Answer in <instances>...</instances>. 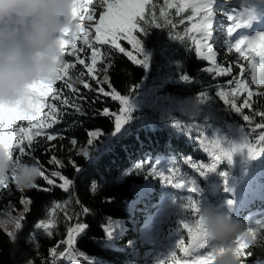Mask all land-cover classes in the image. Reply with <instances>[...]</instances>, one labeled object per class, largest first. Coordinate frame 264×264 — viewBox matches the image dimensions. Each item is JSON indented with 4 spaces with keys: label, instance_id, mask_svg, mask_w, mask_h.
<instances>
[{
    "label": "trees",
    "instance_id": "obj_1",
    "mask_svg": "<svg viewBox=\"0 0 264 264\" xmlns=\"http://www.w3.org/2000/svg\"><path fill=\"white\" fill-rule=\"evenodd\" d=\"M98 1L92 0L91 7L96 8ZM229 1L225 3L235 0ZM151 2L156 5V22L161 27L153 26L140 35L144 63L134 64L125 55L113 52L112 66L102 71L106 63L103 57L110 45L94 43L93 47L99 49L94 68L96 79H90L78 61L76 69L72 70L73 74L84 71L85 79L94 89L97 88V80L107 77L109 83L102 85L105 91L115 88L136 105H123L111 96L100 95L97 99L95 91L86 90L79 83L75 86L88 98V102L81 105L85 114H76L57 103L62 113L72 114L64 115L61 123L45 131H60L64 138L47 141L43 135L35 137L32 148L28 150L31 155L26 154L23 158H35L46 170V175L60 171L73 183L65 191L48 185L41 177L37 187L29 190L21 191L11 181L8 183L10 190L0 189L3 192L0 195V213L16 208L23 213L26 207L28 209L22 231L15 239L0 228V264H27L28 261L33 264H151L138 255L133 244L138 230L134 223L141 226L157 216L161 217L163 264H173V251L177 264H180L184 255L179 241L183 239L185 246L191 243L181 221L196 218L184 207L189 197L204 205L230 206L235 216L249 219V228L253 229L254 236L264 237V224L256 223L257 220L264 221V154L253 159L245 147L234 152L231 159L223 157L215 171L205 175L195 172L184 162L186 156H191L196 162H213L210 152L204 151L196 140L198 131L210 139H219L228 147H239L242 144L259 146L258 134L264 129L253 130L252 125H247L244 134L242 129L246 122L219 98L218 91L230 93L235 85H228L232 76H216L205 71L214 66L210 61L200 59L193 43L199 36L187 31L196 22V17L192 21L187 19L192 16V10L189 8L177 15L176 8L167 7L164 0ZM173 2L179 3L180 0ZM161 8L165 9V16L160 15ZM145 16L151 19L148 9ZM181 19L183 24L179 23ZM166 20L176 24V28L171 29ZM140 23L148 27L144 21ZM169 31L182 39H175ZM219 41L228 43L231 40L224 34ZM121 44L132 50L127 41L122 40ZM80 48L83 49L79 52L80 57L91 65V49L78 44ZM226 49L227 55L216 59L218 65L226 67L241 62L250 67L248 61L238 60L236 52ZM237 74L238 68H233V75ZM61 84L58 81L57 87ZM66 92L70 98L75 96L70 90ZM253 92L258 94L252 97L254 106L264 107V95H259L264 93V85H259V89ZM246 96L245 92H241L237 104L242 103ZM184 100L195 104L196 115L187 118L179 109L170 106V102ZM123 108L126 109V123L117 131L115 115L123 118ZM104 109L109 115L103 114ZM250 111L245 109V114ZM255 119L258 122L260 118ZM187 124L189 126H185ZM17 126L28 127V123L21 121ZM93 131L101 135L90 137L89 133ZM73 138L75 145L71 144ZM89 139L92 140L91 146ZM205 144H208L207 140ZM209 148L210 151L215 150L214 141ZM85 150L90 152L87 158L81 154ZM52 156L62 162V167L49 163ZM145 160L158 164L165 175H170L166 170L174 163L177 179L184 175L195 180L198 192L194 194L186 189H176L147 170L138 169V162ZM71 161L80 166L79 172L74 170ZM52 179L57 185L62 182L59 178ZM93 185L97 186L95 190ZM43 188L50 190L43 191ZM163 193H171V197L178 201L176 210L168 211L165 206L160 208L162 196L157 195H165ZM240 197L249 201L241 203ZM25 199L31 201L27 206L22 203ZM229 201H232L231 205ZM84 207L89 209L87 214L82 211ZM42 219L51 221L52 235L35 227ZM77 223L86 225L84 231L73 232V243H62L67 241L69 229H75ZM176 238L179 241L174 242ZM243 243L245 248L242 251L250 253L241 258L243 264H264V249L250 248L246 238ZM52 248L63 255H51Z\"/></svg>",
    "mask_w": 264,
    "mask_h": 264
},
{
    "label": "snow or ice",
    "instance_id": "obj_2",
    "mask_svg": "<svg viewBox=\"0 0 264 264\" xmlns=\"http://www.w3.org/2000/svg\"><path fill=\"white\" fill-rule=\"evenodd\" d=\"M92 0H76L79 5L78 8H74V19L79 21L78 23V35L75 40H67L61 37L63 50L66 56L72 57L70 61V68L76 69L77 61L79 65L86 69L87 75L90 79H96V73L94 68L99 57V49L92 47L94 43L100 45H110L109 49L105 53L103 59L106 61L102 71H106L112 66V54L117 52L125 55L134 64H142L145 62V58L142 56V44L140 35L146 33L151 27H161L160 23L156 22V5L151 0H99L100 6H102V12L99 14V18H95V11L89 7ZM164 4L169 8H176L177 15H180L187 9L192 10V16L187 19L192 21L194 17H198V22L192 23L191 27L188 28V32L196 31L199 33V38L193 40L195 50L205 61H210L214 66L212 68H206L205 71L212 72L216 76H232V79L228 80V85H235L232 92L225 93L223 90L218 91L219 98L229 106L230 110L235 111L242 117L245 123L242 131L246 134L247 125H252L253 130L256 128L264 129V107L256 108L255 102L252 97L258 94L253 92L247 82L243 79L245 75V68L243 64H230L226 67H222L216 63L215 53L213 50V44L211 41L216 39L214 37L213 24L216 21V12L228 13L230 10L218 0H180L179 3H174L173 0H164ZM146 9L149 10L151 19L146 18ZM160 15L165 16V9H160ZM252 19L254 16L251 9H247L244 12H239L238 15H227V20L231 21V26L227 27V36L232 40L229 51L233 50L238 54V60H246L251 66V80L257 85H264V31L256 32L253 36H247L243 34L237 35L233 39V34L237 28H248L251 26ZM84 20H95V39L90 40L88 38L89 29L84 25ZM141 21H144L148 27L141 25ZM166 23L170 25L171 29L176 28V24L166 20ZM179 23L183 24L184 20L181 19ZM171 34L172 32L169 31ZM136 33H139L137 35ZM67 34V30L65 35ZM83 34V35H81ZM173 35V34H172ZM175 39L181 40L180 35H173ZM127 41L131 45L132 50H127L122 46L121 41ZM82 41L84 45L91 49V65L86 63L84 58L79 55L82 48L78 49V44ZM248 53L254 55L249 56ZM259 57V61L256 59ZM233 68H238V74L233 75ZM86 73L81 71L73 74V72L66 73L65 76L59 81L62 82L61 86L57 87L55 84H35L32 86L35 93V99H30L28 105L22 106L20 104L15 106L0 105V147L7 150L9 158L15 155V158L19 160L21 157L31 155L28 151L32 148L35 137L43 135L47 141L57 139V137L63 139V135L60 131H45L46 129H53L54 125L62 122L64 115L72 114L71 112H61L60 108L57 107V103L64 108L72 109L76 114L83 115L84 110L82 108L83 102H88V98L80 92V89L75 85L79 83L84 89L89 91H95L97 93V99L100 95L111 96L113 100H119L123 105L127 104V100L120 95L115 88H110V91H105L103 84L109 83L108 78L105 77L103 80H97V88H93L85 79ZM66 90H70L75 96L70 98L67 95ZM241 92L247 93V96L242 100V103L237 104V98ZM259 95H264L261 93ZM50 98V99H49ZM79 101V102H77ZM94 103L95 101H91ZM47 108L48 111H44ZM245 109L251 110L249 114H245ZM125 113V116L121 118L115 115L116 130L119 131L121 126L126 123V109H121ZM103 114L109 115L108 110L104 109ZM256 117H259V121H256ZM21 121H26L28 127L17 126ZM36 129L35 132L32 130ZM31 133V134H30ZM101 135L98 131L89 133L90 137H97ZM16 137H19L17 140ZM259 146L240 145L239 147H228L221 143L219 139H210L202 131L197 132L196 140L203 146V150L210 152L212 157V163L196 162L191 156L184 157V162L188 164L195 172L200 175H205L207 172L215 171L217 164L223 157L231 159L234 152L239 150H246L248 154L253 158H257L264 154V131L258 134ZM208 144H205V141ZM215 142V150L210 151L209 145ZM71 144L75 145L76 140L73 138ZM88 144L92 145V140L89 139ZM86 158L89 157V151H83L81 153ZM49 163L60 165L62 162L59 161L55 156H52ZM72 166L76 172L80 171V166L75 162L71 161ZM138 169L147 170L149 173L158 176L163 180L165 184L171 185L176 189H186L190 193H197L198 188L195 180L189 177L181 175L178 179L175 176V165L174 163L166 170L170 175H165V171L159 169L158 164H154L152 161H140L136 165ZM46 170L43 169L41 176L45 179L48 185L54 187H60L67 191V186L71 185L73 181L64 176L60 171H52L48 175L45 174ZM59 178L62 181L60 184H55L54 179ZM37 187V186H35ZM97 188L93 185V190ZM0 189L10 190L9 184L0 185ZM43 191H49V188L41 189ZM3 192L0 191V195ZM26 206L31 203L30 200H23ZM230 205L232 201L228 202ZM189 213L194 215V220H182L181 226L187 230L188 236L191 239V243L188 246L184 245V240L179 241V247L184 254L182 264H216L217 249L213 245L212 241L208 237L206 231L203 229L201 219L199 217V201L194 197H189L188 203L184 205ZM28 211L27 207L25 212L20 213L19 216L12 217L14 220V230L8 232V235L15 239L19 231H22V222L25 218V214ZM83 213L87 214L89 209L83 208ZM258 225L264 224V221L257 220ZM35 227L37 229H44L46 234L52 235L51 228L52 223L49 220H40ZM86 228L84 223H77L75 229H69L68 239L62 243H73V232L81 233ZM249 233L255 235L252 228H249ZM243 238H237L235 241L237 246L238 254L242 257L249 255L242 249L245 248ZM201 250H205L204 254H201ZM51 255H63V253H57L56 248L50 249ZM173 264L176 262V253L172 252ZM27 264H33L32 261H28Z\"/></svg>",
    "mask_w": 264,
    "mask_h": 264
},
{
    "label": "clouds",
    "instance_id": "obj_3",
    "mask_svg": "<svg viewBox=\"0 0 264 264\" xmlns=\"http://www.w3.org/2000/svg\"><path fill=\"white\" fill-rule=\"evenodd\" d=\"M76 0H0V105L27 106L35 99L33 85L55 84L72 72L61 37L78 35ZM67 30V34L65 32ZM43 171L35 158H9L0 147V185L9 183L21 191L36 186ZM203 229L217 249L216 264H243L235 241L247 239L250 248L264 249V237L249 233V219L235 216L231 207L199 203ZM0 225H14L12 218Z\"/></svg>",
    "mask_w": 264,
    "mask_h": 264
},
{
    "label": "rangeland",
    "instance_id": "obj_4",
    "mask_svg": "<svg viewBox=\"0 0 264 264\" xmlns=\"http://www.w3.org/2000/svg\"><path fill=\"white\" fill-rule=\"evenodd\" d=\"M225 1L230 2L229 0H218V2L223 3L227 7V9H229L230 11L228 13H223V12L221 13L220 11H217L216 12V21L213 24V27L215 30L214 31V37H216V39L211 41V43L213 44V50H214L216 59L219 56L225 57L227 55V52L224 50V48L225 47L228 48L226 50L229 51V48H230L231 43H232V40H231V43H229V44L224 43V42L221 43L219 41L220 35L226 33L227 27L231 26V24H232L231 21L227 20V15H229L230 13L232 15H235V14H239V12H244L245 10H247V7L250 4H252V2L254 0H236L235 2H232L229 4H226ZM92 5L94 6L93 3H92ZM89 7L92 8L97 13V17H95V18L98 19L99 14L103 10L102 6H100L99 1H98V4H96V6H95L96 8L91 7V5H89ZM198 20H199V18L196 17V22H198ZM83 23L89 29L88 38L90 40L94 41V39H95V31H94L95 20H84ZM241 29L242 28L236 29V32L233 34V39L237 35H239L238 33ZM193 32L196 36H199L198 32H196V31H193ZM81 35H83V34H81ZM215 41H217V44H215ZM79 44L84 45L82 43V41ZM84 46H86V45H84ZM87 48H89V47H87ZM231 51H234V49ZM248 55L252 56L254 54L248 53ZM199 57L201 60L205 61L203 58H201L200 55H199ZM256 59L259 61V57H256ZM206 62H209V61H206ZM240 64H243L244 68L246 69L247 76L244 77V80L247 82L249 88L252 91L258 90L259 85L253 83L251 80V66L249 67L248 65H245L244 63H241V62H240ZM245 94H247V93H245ZM137 103H139V102H137ZM127 105H130V106L132 105V107H133L134 105H136V103L133 102V104H132V102L130 100H127ZM170 106H172V108H174V109L175 108L179 109L183 114H185V116L187 118L197 114L195 104L191 103L187 100L170 102ZM185 126H189V125L187 124ZM16 139L18 140L19 137H16ZM251 198H253V196ZM246 200L247 199L240 197L241 203H246ZM162 202L167 205L166 207H167L168 211L176 210V208H178V206H179L178 201L174 200V199H170V197L168 199L165 198V200H162ZM234 205H236V204H234ZM20 213H22V211L18 210L17 208L11 209V210H3L2 213H0V219H7V218L16 217V216H19ZM134 226L138 229L137 230V240H136V242H133V244L136 246L138 255H140L142 258L148 259V261L151 262V264H161L163 258H162L161 237L158 234L159 225L154 221V219H150V220H148L147 223H145L143 228H139L136 222L134 223ZM1 227L4 228L7 232L14 230V225L8 226V227L0 225V228ZM177 241H179V238H176L174 240V242H177ZM204 252H205V250H201V254H204ZM184 259H185V257H184ZM180 264H182V262Z\"/></svg>",
    "mask_w": 264,
    "mask_h": 264
},
{
    "label": "bare ground",
    "instance_id": "obj_5",
    "mask_svg": "<svg viewBox=\"0 0 264 264\" xmlns=\"http://www.w3.org/2000/svg\"><path fill=\"white\" fill-rule=\"evenodd\" d=\"M245 31L248 33L249 32V29L247 28ZM157 196H162V199L159 201L160 202V206H162V204H164L162 202V200H165V198L168 199L169 197H171V193H166L165 195H157ZM224 199L227 200L226 198H224ZM145 223H147V222H145ZM145 223L143 225H141V226H138V227L139 228H143V226L145 225Z\"/></svg>",
    "mask_w": 264,
    "mask_h": 264
}]
</instances>
